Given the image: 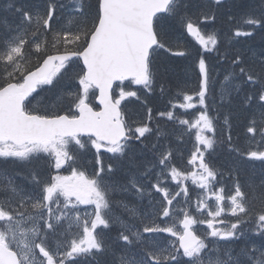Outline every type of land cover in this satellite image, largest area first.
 I'll return each instance as SVG.
<instances>
[{
	"label": "snow or ice",
	"instance_id": "1",
	"mask_svg": "<svg viewBox=\"0 0 264 264\" xmlns=\"http://www.w3.org/2000/svg\"><path fill=\"white\" fill-rule=\"evenodd\" d=\"M5 11L0 264H264V0H9ZM258 36V49L242 46ZM157 90L169 107L154 116L145 98V115L127 116L123 101ZM237 122L246 146L233 142Z\"/></svg>",
	"mask_w": 264,
	"mask_h": 264
},
{
	"label": "bare ground",
	"instance_id": "2",
	"mask_svg": "<svg viewBox=\"0 0 264 264\" xmlns=\"http://www.w3.org/2000/svg\"><path fill=\"white\" fill-rule=\"evenodd\" d=\"M19 3L25 4V6L30 8V9H35V8L43 7L44 0H19ZM10 14H11L10 12H6V11L4 13V15H8V16ZM239 39L241 41L246 40V38H243V37H241ZM259 44H260V37L258 36L255 41L249 40V41H247V43L242 44V46L247 47L248 45H252L253 47H256L258 49ZM176 72H177V74L182 75V69L179 65L176 66ZM168 100H169V97H167V96L161 97V95H160L159 99L156 97L153 99L152 104H148V106H150L153 109V115L154 116L156 115L157 111L161 110V107H163V106L168 107V105H169ZM142 111H143V113H145V109L137 110L134 113L133 117H138ZM244 135H245V133H244L242 124H240L239 122L235 123L232 127L233 142L234 143L239 142L241 144V146H245L246 142L244 140ZM220 155H221L220 158L218 160L216 159L215 165L217 168H220V165L218 166L219 161L224 163L225 166L229 163V158H228V155L226 152L223 153V150H221ZM203 227H205V226H203Z\"/></svg>",
	"mask_w": 264,
	"mask_h": 264
},
{
	"label": "trees",
	"instance_id": "3",
	"mask_svg": "<svg viewBox=\"0 0 264 264\" xmlns=\"http://www.w3.org/2000/svg\"><path fill=\"white\" fill-rule=\"evenodd\" d=\"M8 3H9V0H0V15L1 16H4L5 8L7 7ZM17 3H19V0H17ZM10 16L13 20H15V18L11 14Z\"/></svg>",
	"mask_w": 264,
	"mask_h": 264
},
{
	"label": "rangeland",
	"instance_id": "4",
	"mask_svg": "<svg viewBox=\"0 0 264 264\" xmlns=\"http://www.w3.org/2000/svg\"><path fill=\"white\" fill-rule=\"evenodd\" d=\"M197 215H199V214H197ZM203 226L204 225H198L197 227L200 228V229H203L204 228Z\"/></svg>",
	"mask_w": 264,
	"mask_h": 264
}]
</instances>
